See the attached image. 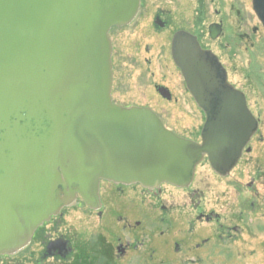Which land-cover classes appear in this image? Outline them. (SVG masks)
<instances>
[{"label": "water", "instance_id": "95a60500", "mask_svg": "<svg viewBox=\"0 0 264 264\" xmlns=\"http://www.w3.org/2000/svg\"><path fill=\"white\" fill-rule=\"evenodd\" d=\"M140 0H0V257L77 197L101 208L102 181L188 188L206 158L226 177L259 129L245 94L218 57L180 31L172 43L206 120L201 141L167 129L148 108L113 103L114 27L130 25ZM264 27V0H253ZM213 40L222 34L211 25ZM166 97V95H163Z\"/></svg>", "mask_w": 264, "mask_h": 264}, {"label": "rangeland", "instance_id": "374dc122", "mask_svg": "<svg viewBox=\"0 0 264 264\" xmlns=\"http://www.w3.org/2000/svg\"><path fill=\"white\" fill-rule=\"evenodd\" d=\"M232 1L213 0L207 9L208 13L203 15L204 25L199 33L205 45H210L222 58L229 82L246 95L249 109L262 120L258 136L249 145L251 152L244 154L238 167L227 178L215 174L205 158L196 167L188 191L164 184L152 190H162L159 197L158 194L149 197L143 187L132 185L135 187L126 186L122 192L114 191L117 199L112 201L107 198L112 186L102 182L103 216L91 212L85 202L78 198L76 204L61 209L53 216L54 220L51 218L53 221H47L44 230L70 239L75 247V254L71 260H62V263L51 260L46 264H86L85 256L90 255L89 251L92 250L94 254V247L102 246L99 236H106L110 242L115 237H124L128 234L124 228L127 223L138 233L139 240H144V246H140L138 254H131L128 258L130 260L126 259L120 264H264V28L254 12L253 0H249V24L239 26V16L228 13V6ZM142 2L143 6L134 21L126 28H114L110 35L114 49L113 99L124 108L148 107L157 114L167 129L182 138L200 142L206 117L187 90L180 70L169 58L168 46L170 36L182 24L184 16L189 18L194 14L187 11L175 13L173 26L157 33L151 24V7L158 4L168 6V3H165L166 0ZM241 2L243 3L242 0ZM217 10L220 13L218 15L215 13ZM222 17L225 20V30L220 40H213L208 33L209 26ZM240 33L247 34L251 38L250 42H244L239 37ZM145 45H149L151 54L145 52ZM150 55L152 65L148 66L144 58H149ZM155 84L167 87L171 99L159 95L154 88ZM255 173L262 177L255 181L253 190L248 185L252 177H256ZM193 190L201 195L205 211L213 210L220 215L222 226L238 228L232 234L233 238H227V233L220 227L218 230L214 223L208 225L195 219L197 213L193 211L191 202L195 204L198 197H191ZM150 200L154 203L161 201L158 206H152L150 204L154 203ZM252 203H255L254 208ZM162 204L170 208L165 215L160 209ZM134 206V220L128 218L129 222L117 221L111 211L115 207L117 213L127 216L129 209ZM162 218H165V223ZM183 218L193 220L194 225H183ZM137 221L139 226L136 227ZM191 228L194 229L193 232L190 231ZM160 231L166 232L165 237L160 239L165 246L168 239L176 237L180 241L184 238L186 257L171 254L172 256L156 255L151 258V240L156 239ZM200 236L210 237L211 241L197 251L194 246L196 238L200 239ZM39 237L36 234L15 255L0 257V264H39L43 250Z\"/></svg>", "mask_w": 264, "mask_h": 264}, {"label": "flooded vegetation", "instance_id": "af4514ba", "mask_svg": "<svg viewBox=\"0 0 264 264\" xmlns=\"http://www.w3.org/2000/svg\"><path fill=\"white\" fill-rule=\"evenodd\" d=\"M140 1H141V4H140L139 12L143 6V2H142L143 0H140ZM242 1H243V3L241 2V0H233L232 3H230L228 6L229 7L228 13L236 14L239 16V18H240L239 26H241V25L244 26V25L249 24V22H247V20H249L247 15L250 14L249 10H250L251 6L249 3V0H242ZM212 2H213V0H166L165 3H168V6L165 4L164 5H161V4L152 5V7H151V24L154 27V29L157 31V33H158V31L159 32L167 31L173 26V23H175L174 22V18H175L174 14L175 13H178L180 11H182V12L187 11V12H192L194 14L189 18H187V16H184L182 24L178 28H176L174 30V32L172 33V35L170 36L169 45H168L169 46V58L171 59V61L173 62L174 66L176 68H178V67L176 66V64L174 63V60H173L172 43H173V39H174L175 34L180 32V31H185V32H188V33L192 34L193 36H195L197 38L201 48L203 50H209V51L213 52L218 57L219 61L222 63V58L213 49H211L210 45H205V43L203 42V39L199 33V29L204 25L203 15L205 13H208L207 9L209 7V4H211ZM252 6H253V1H252ZM213 11H214V8H213ZM215 13L217 15L220 14L218 10ZM216 24L220 25L222 27V34H223V32L225 30V26H226L224 17L218 19L217 21L212 22L210 24V26L216 25ZM126 27L127 26L116 27V29H119V28L123 29ZM246 28H248V27H246ZM239 37H241V39L244 42H250V40H251V38L248 37L247 34H243V33L241 34L240 33ZM219 38L217 39V41L220 40ZM144 49H145V52L147 54L148 53L151 54L149 45H145ZM113 55H114V49H113ZM150 56L151 57H149V58H144V62H146L148 66L152 65V59H151L152 55H150ZM113 84H114V81H113ZM154 88L156 89V91L159 95H162V96L166 95L167 98L171 99V94H170V91L167 87L163 86L162 84H155ZM112 94H113V89H112ZM114 103L117 104L115 102V100H114ZM130 107L131 106H126L125 108H130ZM143 108H146V107H143ZM256 119L259 122V129H260V125H261L262 120L259 117H256ZM259 129H258L257 133L255 134L254 138H256L258 136ZM250 152H251V150L250 151H248V150L244 151V153H243L241 159L239 160L237 166L225 178L229 177L232 174V172L238 167V165L240 164L244 154H247ZM255 174H256V177H252L251 183H249V185H248L249 189L254 190L255 189V186H254L255 181L257 182V180L261 179V177H262V175H260L259 173H255ZM104 183H108L109 185L112 186V189L108 193V196H107V198L111 199L112 201L117 199V196H116L117 193L114 191L122 192L123 189L126 188V186H124V185H116V184L109 183V182H104ZM131 187L134 188L135 186H131ZM185 190L188 191V189H185ZM144 192L148 193L149 197H153L157 194H158L157 196L159 197L162 194V190H160V191H149V190L144 189ZM190 194H191V197L193 199H195V197H198L197 201H195V204H194V202H191V207H192L193 211L194 212L196 211V213H197L195 216V219L199 223L205 222L208 225L214 223L218 227V230L220 227V229L222 231L227 233V236H226L227 238H229V239L233 238L234 235H232V234L235 233L236 231H238V228L236 226H230V225L228 227L222 226L220 224L221 217L219 214L215 213L213 210L208 211V212L205 211V209L202 205L201 195H199V193L196 192V190L191 191ZM100 196H101V199H100L101 208L99 210H93L90 207H88V209H90L91 212H94L99 216H103L104 204H103V198H102V194H101V186H100ZM156 199H158V198H156ZM160 201L161 200H159L158 203H156V202L154 203V201L150 200L151 203H154V204H150V205H152V206L157 205L160 203ZM74 204H76V202ZM135 206H137V205L135 204ZM135 206L131 207V209H129L130 211H129V214L127 213L128 214L127 216H124L123 214L117 213L115 211L116 210L115 207H113L111 211H112V214L116 218L117 221L127 220L126 222H129V220H134L133 219L134 216H133L132 211L135 210ZM251 206L254 208L255 203H252ZM172 207H174V206H172ZM172 207H171V211L174 210ZM160 209L162 211H164L163 212L164 215H165V213H168L170 210V208H168L166 205H163V204L160 206ZM114 211H115V213H114ZM128 218H130V219L128 220ZM52 219L54 220V217ZM52 219L48 222L50 223L51 221H53ZM183 219L185 220V218H183ZM162 220H163L162 222L165 223V218H162ZM48 222H46V223L48 224ZM46 223H44L42 226H40L38 228V230L35 232V234L33 235V238H34L36 236V234H38V237L40 236L39 238H40L41 243L43 245V248H42L43 250L40 253V257H39L40 259H39L38 263L39 264H46V262H51V260H54L57 263H62V262H60L62 260H65V261L71 260L72 256L75 254V247H73V242L70 239L64 237V235H58L57 234L55 236V235H53V233L44 230ZM185 223L188 224V227L194 225L193 220L192 221L185 220V222H182L183 225ZM135 224H136V227L139 226L138 221ZM130 227L133 228L130 223L129 224L127 223L126 226L124 225V228H126L125 231H128V234L124 235L125 239H124V237H115L116 239L112 240L113 243L108 241L106 239L107 238L106 236H104V235L99 236V238H101V240H102V246L101 247L95 246L94 247L95 248L94 254H92V250L89 251L90 255L85 256V258L87 260L86 264H120L121 262L123 263L126 259H128L131 254H135V253L138 254V250L140 249V246H144V240L140 241L138 233H135V230L131 229ZM190 231L193 232L194 229L191 228ZM196 233H195V235H196ZM165 235H166L165 231H160L159 236L156 237V239L151 240L152 252L150 253V257L154 258V256H156V255L157 256H161V255L172 256L171 254H174L175 256L176 255H185V257H186V254H185V246H186L185 242L186 241H185V239L183 238L180 241L176 237L172 238V240L168 239L167 243H165L167 245L165 246L162 244V242L160 240L163 237H165ZM111 238H112V236H111ZM210 241H211L210 237H201L200 236V239L196 238V243H195L194 248L197 251H199L203 246L205 247L206 245H208L210 243ZM115 242H116V245H115ZM89 252H88V254H89ZM185 257H183V258H185ZM128 260H130V259H128ZM50 264H55V263L52 262Z\"/></svg>", "mask_w": 264, "mask_h": 264}]
</instances>
